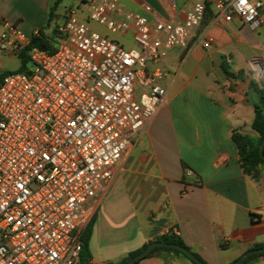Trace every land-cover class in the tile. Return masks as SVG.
<instances>
[{
	"label": "built area",
	"instance_id": "2783aa9c",
	"mask_svg": "<svg viewBox=\"0 0 264 264\" xmlns=\"http://www.w3.org/2000/svg\"><path fill=\"white\" fill-rule=\"evenodd\" d=\"M175 6V0H170ZM84 13L136 48L93 31L70 8L54 52L0 14V50L29 56L34 70L0 82V264H80L82 234L113 184L115 168L157 113L162 69L148 62L192 41L214 20L264 31V0H196L182 20L151 22L119 0H86ZM147 12L152 8L145 7ZM147 89L140 98L136 82Z\"/></svg>",
	"mask_w": 264,
	"mask_h": 264
},
{
	"label": "crops",
	"instance_id": "0c3cea01",
	"mask_svg": "<svg viewBox=\"0 0 264 264\" xmlns=\"http://www.w3.org/2000/svg\"><path fill=\"white\" fill-rule=\"evenodd\" d=\"M195 1L175 0L172 6L170 0H119L151 22L182 20ZM72 2L86 5L0 0V14L26 35L42 32L48 38L65 23ZM202 30L212 39L209 49L192 41L155 63L160 67L154 70L167 72L159 82L166 95L93 213L90 264H119L168 234L206 264H233L248 250L264 247V167L257 180L246 175L232 138L235 132L258 136L252 125L264 91V31H251L238 20L216 21L213 11ZM186 260L157 252L140 263ZM248 264H264V257Z\"/></svg>",
	"mask_w": 264,
	"mask_h": 264
},
{
	"label": "trees",
	"instance_id": "16d2710c",
	"mask_svg": "<svg viewBox=\"0 0 264 264\" xmlns=\"http://www.w3.org/2000/svg\"><path fill=\"white\" fill-rule=\"evenodd\" d=\"M50 16H51V14H50ZM31 46L32 47H39V48L47 50L49 52L55 51V46L52 45V43L44 36V34H42V32H39L38 36L34 35L32 37ZM20 58H21V62H22V67H21V70H19V71L21 72L25 68V66L28 64L30 59H29V56L27 55V53H25V52L20 56ZM4 76H5V74L0 76V82L2 81ZM254 108H255V119H254L252 128L258 134V136L257 137H250V136L235 132L233 134L232 138H233L234 143L238 147L239 161H240V165H241L244 173L246 175H248L249 177L257 180L260 177L261 168L264 167V160L259 153L262 140L264 139V91L262 92V98H261L260 103L255 104ZM263 154H264V151H263ZM95 221H96V219H95V215H94L91 218L90 222L88 223L87 227L85 228V230L82 234L83 249H82V253H81L80 264H90V260L92 258V254H91V250H90V241L92 238L93 227L95 225ZM156 241L169 243V244H176V245H180L182 247L187 248L186 245L184 244V242L178 236H176L174 234L164 235L162 237L157 238ZM147 246L148 245L144 246V248L139 250V251L131 253L126 259H124L119 264L127 263V261L129 259L140 254L144 249L147 248ZM155 250L157 252L164 251V252H172V253L181 255V256L185 257L186 259H188L192 264H196L193 261H191L186 255H184L183 253H181L178 250L169 249V248H156ZM150 257L151 256L149 255L145 259H148ZM197 257L200 260H202L199 256H197ZM259 257H264V253L254 255V256L248 258L244 262V264H248L253 259H256ZM140 262L135 263V264H139Z\"/></svg>",
	"mask_w": 264,
	"mask_h": 264
},
{
	"label": "rangeland",
	"instance_id": "374dc122",
	"mask_svg": "<svg viewBox=\"0 0 264 264\" xmlns=\"http://www.w3.org/2000/svg\"><path fill=\"white\" fill-rule=\"evenodd\" d=\"M70 8H75L79 11V15L81 16V20H83L84 22H86L88 24V26L95 32L99 33L102 36L108 37L111 40H114L122 45L125 46V48L127 49H131V48H136V44L133 40L132 37L130 36H123V35H119V34H115L112 33L111 31L108 30V28L100 23L97 22H93L90 21L86 18V16L84 15L87 6L83 3H80L79 5H77L75 2L70 3ZM62 12L64 10V7H62ZM59 33H51L50 37H46L53 46H56L58 44V40H59ZM159 62V61H157ZM156 62H148L146 64V69L149 71H153L155 68L160 67L159 64H155ZM22 67V62H21V58L19 56H15V55H9L4 53L3 51L0 50V76L3 74H9L12 72H16L21 70ZM30 70H34V66L32 64L31 61L28 62V64L25 66V68L21 71L24 73H27ZM147 91L146 88H144L143 86H141L138 81L136 82L135 85V92L137 95V98H140V96L145 93ZM129 222H131V220H129ZM129 226V225H127ZM124 228H128L127 231H129V229H132V226L130 225L129 227H124ZM164 251H160L159 253H163ZM188 262V264H191V262H189L188 260H186ZM140 264H149V262H143Z\"/></svg>",
	"mask_w": 264,
	"mask_h": 264
},
{
	"label": "water",
	"instance_id": "95a60500",
	"mask_svg": "<svg viewBox=\"0 0 264 264\" xmlns=\"http://www.w3.org/2000/svg\"><path fill=\"white\" fill-rule=\"evenodd\" d=\"M264 139L262 140L261 146H260V150L259 153L261 155V157L264 160ZM156 248H169V249H174V250H178L181 253H183L184 255H186L191 261H193L196 264H205L202 260H200L194 253H192L189 249L182 247L180 245H176V244H169V243H164V242H160V241H154L151 242L146 249H144L140 254L132 257L131 259H129L127 261V263L125 264H135L138 263L142 260H144L147 256H153L154 254L157 253V251L155 250ZM264 253V247L263 248H257V249H251L248 250L247 252H245L243 255H241L233 264H244V262L254 256V255H258V254H263Z\"/></svg>",
	"mask_w": 264,
	"mask_h": 264
}]
</instances>
